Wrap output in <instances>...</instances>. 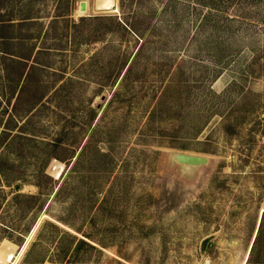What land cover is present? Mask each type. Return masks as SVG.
I'll return each instance as SVG.
<instances>
[{
	"label": "rangeland",
	"instance_id": "1",
	"mask_svg": "<svg viewBox=\"0 0 264 264\" xmlns=\"http://www.w3.org/2000/svg\"><path fill=\"white\" fill-rule=\"evenodd\" d=\"M80 1L33 3L31 11L42 25L56 20L51 26L67 31L61 38L66 50L40 57L54 68L43 73L60 82L69 76L74 81L47 96L35 110V121L25 124L29 128L12 120L27 94L14 103L15 96L0 84V155L16 169L10 177H33L45 162L47 172H54L62 162L56 176L49 173L55 181L43 190L47 204L23 244L0 239V264H18L41 229L30 257L54 252L59 235L42 228L45 219L94 247L85 246L73 257L69 249L66 256L46 258L43 264H244L264 209V0L230 3L224 10L229 24L210 37L211 28L199 24L201 14L210 1L223 9L224 0H116L117 10L96 9V0H86V10L79 12ZM14 4L21 6L17 0ZM0 11L6 14L4 6ZM107 14L122 17L139 35L113 24V30L91 40L103 20L80 18ZM59 41L51 38L48 45ZM210 42L230 44L236 53L219 66L207 65V56L198 49ZM131 58L127 78L133 90L114 95L113 87L99 86ZM166 80L171 86L158 106V85ZM155 86L159 88L153 93ZM88 106H98L94 135L86 125ZM6 126L11 127L9 135ZM62 126L69 127L67 135ZM30 127L44 138L61 136L63 143L27 142L23 134ZM106 129L110 142L104 138ZM14 133L20 134L10 139ZM87 135L110 150L104 163L108 168L83 164L81 151L59 185L68 158L47 161L46 155L76 154ZM176 150L204 154L208 162L179 163L173 158ZM18 180H2L0 187L9 196ZM21 190L37 188L25 183ZM256 251L264 255V230Z\"/></svg>",
	"mask_w": 264,
	"mask_h": 264
},
{
	"label": "trees",
	"instance_id": "2",
	"mask_svg": "<svg viewBox=\"0 0 264 264\" xmlns=\"http://www.w3.org/2000/svg\"><path fill=\"white\" fill-rule=\"evenodd\" d=\"M15 1L16 0H0V6H4L7 14V16H5V12L2 13V11H0V84L3 85V88L7 89L10 96H15L14 103H17L23 95L27 94L24 98L25 104L23 109L18 110L15 107V110L12 114V120L13 122L17 121V123L21 121L20 124L17 125L18 127L29 128L25 127V124L29 126L28 124L32 123V121L34 120L33 117L37 115V112H35V110L39 105L45 104L44 102L48 101L47 96L63 90L67 81H74V79H72L73 77L71 76L67 78L62 77L63 80L61 82V79H49L48 77H46L43 71L45 69H54L52 66V62L49 60L44 61L40 59L41 56L50 55L51 51L61 50L59 52H63L62 50H66V47H64V43L61 42V38L67 37V31H56V28L51 26V23L55 22L56 20H50L48 26L42 25V21L38 19L39 16L34 15V11H31L33 3L36 0H17L21 4L19 8L15 7ZM234 1L235 0H224L225 4L222 5L223 9L217 7L221 5H217V3L214 1H210L212 2V5H205V3H202L206 7L208 6V8H206L205 11L202 12L199 24L204 30H206V28H211V32H208L209 37L211 36V33H215L218 35L221 30V26H227L229 24L231 17L228 16V14L224 13V10H226L230 3ZM80 19L103 20V22H101L98 27L93 29L94 31H99V35H94V37H92L93 39L91 40L93 41L99 40L104 33H108L109 31L113 30V24L117 25L118 27H123L125 29L127 28L133 33L139 35L137 29H135L122 17H117L116 14L89 15L87 16V18ZM212 27H215V31H213ZM55 37L60 38L59 42H54V44H57L58 46L51 44L48 45V40ZM75 43L76 42L73 41V44ZM107 47L106 50H108ZM235 49L230 44L210 42L200 47L198 49V52H203L207 56L205 64H214L216 67L219 66L221 62L226 63L227 61H229V57L233 56L234 53H236L234 52ZM96 54L97 53L95 52L90 56V63L96 60ZM131 61L132 58L127 63V65H125L126 62L119 64V68L117 69L116 74L112 77H110L109 75L108 77L102 79L99 86L113 87L114 89L112 91V94L114 95L125 94L126 92L133 90V85L130 84V80L129 78H127V73L130 69ZM85 63L86 62L83 63V66L85 65ZM158 86V92L155 86V88L153 89V93L157 92L158 94V100L156 101V103L159 106L161 102L164 101L166 93L171 84L166 80L165 83H162V85ZM12 107H14V105H12ZM97 108L94 106H88L86 108L88 120L86 125L89 124V130L93 131L92 135L97 133V128H94V119L99 117L97 114ZM155 109H157V106ZM30 128V132L25 131L26 133L23 134L27 142L30 141L31 143L36 142L53 146L63 143V138H61V136L58 138H44L39 136L38 133L35 132V129L33 127ZM68 128L69 127L67 126H62L61 130L64 135H67V133H69ZM10 129L11 127L6 126L4 129V133L9 135ZM192 130L197 131L198 129L193 127ZM104 133L106 134L104 135L105 140L107 142H110V129H106ZM18 134L20 133L12 134L10 139H14V137ZM10 143L11 142L7 141L6 145H9ZM96 143L97 139H89V135H87L83 143H81V147L79 150L80 153L78 152L75 154V152H72L69 155L70 159L67 156L61 157L60 155H55V153L50 152L46 155L47 161L53 156L61 158L62 160H66L68 158L66 160L67 167L64 171V174L61 176L59 185H61V182L65 179L68 172L71 173L73 163L79 157L81 151L82 154L80 159H84L82 161L83 164L85 162H89L91 165H94V167H97L95 168L96 170L100 169L98 167H101L102 170H106L108 168L104 165V163L105 158L108 159V157L111 155V152L110 150L102 149ZM72 156L74 157V160L71 158ZM69 160L71 162H68ZM46 163L47 162H45V164ZM45 164L43 163L39 166L36 174L33 175V177H28L26 175L20 176L19 174L13 175L14 179H12V177H10L12 176L10 172L13 171L15 173L16 169L14 168V165H9V162L5 157H2V155H0V182L2 180H5V182H10L12 180L19 179L14 184V189L11 190L9 196L6 192H4L2 187H0V209H2L3 211V213L0 214V227L2 228L0 239L6 237L21 246L23 244L24 235H26V233L30 231L40 212L45 208L47 201L45 200L43 190L47 185H50L52 187L55 181L52 175L56 176L58 174L57 171H59V168L57 169V166L59 165L60 167L62 162L60 161L58 164H56V171L49 172L52 175L47 172ZM84 176L86 175H81L82 178H84ZM25 183H31L35 185L37 190L35 192L24 190L22 191L21 187ZM8 185L11 184L8 183ZM41 225L42 228L48 227L50 234L59 235L58 240L55 244V251L50 252L48 255L41 254L35 258L30 257L31 251L41 240V236L43 235V230L41 229L37 232L36 239L32 241L30 247L27 248L23 253V257L18 264H43L46 258L50 261H55L57 260L56 258H58L56 256H60L62 254L63 256H66V254H68L69 252V249H71L69 256L73 257L76 256L77 252L85 246L94 247V245L89 240L77 236L76 234L62 228L60 225L49 219H45ZM263 230L264 211H262L256 235L251 244L248 257L244 264H264V255L259 254L256 251L257 243ZM70 243L74 244V248H70ZM10 259L11 256L8 257V260Z\"/></svg>",
	"mask_w": 264,
	"mask_h": 264
},
{
	"label": "water",
	"instance_id": "3",
	"mask_svg": "<svg viewBox=\"0 0 264 264\" xmlns=\"http://www.w3.org/2000/svg\"><path fill=\"white\" fill-rule=\"evenodd\" d=\"M105 1V2H104ZM95 6L96 9H100V10H104V9H108V10H117V2L116 0H96L95 2ZM87 8V3L85 0H81L79 2L78 5V9L79 12L80 11H85ZM102 98H105V95H102ZM173 158L175 159V161L179 162V163H183L186 165H200V164H204L208 162V157L204 154H200L197 152H193V151H186V150H176L173 153ZM264 211V209L262 210ZM261 212L259 214V222H260V218H261ZM258 227H256L254 236L252 238V242L254 240V237L256 235ZM208 241V237H205L202 242H201V248L204 249L206 246V243ZM251 242V244H252ZM251 246V245H250Z\"/></svg>",
	"mask_w": 264,
	"mask_h": 264
},
{
	"label": "bare ground",
	"instance_id": "4",
	"mask_svg": "<svg viewBox=\"0 0 264 264\" xmlns=\"http://www.w3.org/2000/svg\"><path fill=\"white\" fill-rule=\"evenodd\" d=\"M86 1V0H85ZM105 2V1H104ZM87 3V2H86ZM80 12H83V11H80Z\"/></svg>",
	"mask_w": 264,
	"mask_h": 264
}]
</instances>
